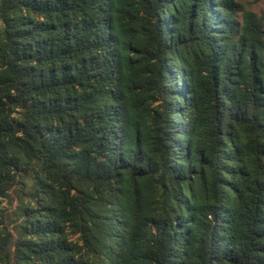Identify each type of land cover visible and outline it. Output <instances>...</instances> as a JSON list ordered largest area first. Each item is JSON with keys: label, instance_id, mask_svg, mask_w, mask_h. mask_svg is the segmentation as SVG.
Wrapping results in <instances>:
<instances>
[{"label": "trees", "instance_id": "obj_1", "mask_svg": "<svg viewBox=\"0 0 264 264\" xmlns=\"http://www.w3.org/2000/svg\"><path fill=\"white\" fill-rule=\"evenodd\" d=\"M0 264H264V16L0 0Z\"/></svg>", "mask_w": 264, "mask_h": 264}, {"label": "rangeland", "instance_id": "obj_2", "mask_svg": "<svg viewBox=\"0 0 264 264\" xmlns=\"http://www.w3.org/2000/svg\"><path fill=\"white\" fill-rule=\"evenodd\" d=\"M246 10L256 13L258 16H264V0H242ZM242 13H240V17Z\"/></svg>", "mask_w": 264, "mask_h": 264}]
</instances>
